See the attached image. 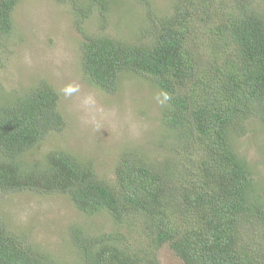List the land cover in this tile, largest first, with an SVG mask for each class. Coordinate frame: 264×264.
I'll use <instances>...</instances> for the list:
<instances>
[{"label": "trees", "instance_id": "16d2710c", "mask_svg": "<svg viewBox=\"0 0 264 264\" xmlns=\"http://www.w3.org/2000/svg\"><path fill=\"white\" fill-rule=\"evenodd\" d=\"M19 1L0 0V59ZM56 1H69L80 26L93 10L107 21L118 0ZM167 5L159 16L145 10L144 37L85 33L80 45L88 82L113 90L133 73L163 94L160 164L133 145L112 176L60 148L25 162L66 122L60 94L42 79L0 92V192L64 193L79 211L110 217V231L69 229L76 264H162L163 247L184 264H264V188L234 143L248 118L264 119V0ZM18 231L0 217V264H64Z\"/></svg>", "mask_w": 264, "mask_h": 264}, {"label": "rangeland", "instance_id": "374dc122", "mask_svg": "<svg viewBox=\"0 0 264 264\" xmlns=\"http://www.w3.org/2000/svg\"><path fill=\"white\" fill-rule=\"evenodd\" d=\"M144 1L148 2L144 8L137 0L110 1L107 21L93 10L80 26L69 1H19L13 12L14 29L1 45L0 92L26 88L43 79L60 94V111L66 121L63 130L26 152L25 162L40 160L47 151L60 148L91 162L100 174L112 176L119 152L133 145L160 164L164 151L155 142L163 94L151 82L140 83L133 73L120 75L116 88L105 90L88 82L80 67L85 33L111 34L128 41L144 37L151 18L144 15L145 10L159 16L160 10H169L171 0ZM68 87L76 91L66 94ZM243 126L246 130L236 134L235 146L264 188V119L248 118ZM0 217L64 264L79 260L69 236L72 226L94 234L113 227L110 217L79 211L64 193L0 192ZM157 253L162 264H184L167 247Z\"/></svg>", "mask_w": 264, "mask_h": 264}, {"label": "clouds", "instance_id": "9594fccd", "mask_svg": "<svg viewBox=\"0 0 264 264\" xmlns=\"http://www.w3.org/2000/svg\"><path fill=\"white\" fill-rule=\"evenodd\" d=\"M74 91H76V89L74 87H68V88L65 89V93L66 94H71Z\"/></svg>", "mask_w": 264, "mask_h": 264}]
</instances>
